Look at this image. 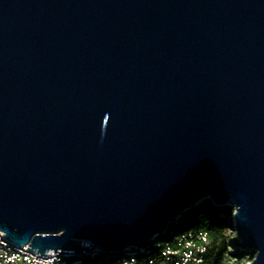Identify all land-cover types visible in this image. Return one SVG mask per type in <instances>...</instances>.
I'll list each match as a JSON object with an SVG mask.
<instances>
[{
    "label": "water",
    "instance_id": "obj_1",
    "mask_svg": "<svg viewBox=\"0 0 264 264\" xmlns=\"http://www.w3.org/2000/svg\"><path fill=\"white\" fill-rule=\"evenodd\" d=\"M206 199L264 264V0H0L9 241L145 248Z\"/></svg>",
    "mask_w": 264,
    "mask_h": 264
},
{
    "label": "built area",
    "instance_id": "obj_2",
    "mask_svg": "<svg viewBox=\"0 0 264 264\" xmlns=\"http://www.w3.org/2000/svg\"><path fill=\"white\" fill-rule=\"evenodd\" d=\"M164 243L162 239H157L145 248H130L124 252L109 251L122 255H113L108 264H213L206 259L211 239L205 231L188 229L176 232L165 246ZM150 245L160 247L159 255L139 258L138 255L145 254ZM29 248L33 249L29 244L20 245L9 241L5 232L0 230V264H84L81 257L90 254L68 250L74 251V255H64L52 250V256H42V253L37 254Z\"/></svg>",
    "mask_w": 264,
    "mask_h": 264
},
{
    "label": "trees",
    "instance_id": "obj_3",
    "mask_svg": "<svg viewBox=\"0 0 264 264\" xmlns=\"http://www.w3.org/2000/svg\"><path fill=\"white\" fill-rule=\"evenodd\" d=\"M212 202L210 199H206L201 202L199 205L192 207L187 212H185L178 221L169 224L166 232L159 234L155 240L162 239L165 243L171 240L172 234L176 232H183L188 229H198L205 231L209 234L211 243L206 254V259L208 262L215 264V258H219L221 256V250L226 245V237L224 235L223 227L226 224V218L228 214L233 210L232 207H228L225 211L218 210L217 208L212 207ZM195 211L197 217L194 222L188 221L187 214L191 211ZM212 210H214L212 212ZM233 213V212H232ZM182 223V224H179ZM179 224L178 226H175ZM154 240V241H155ZM164 243V246H165ZM161 244V243H160ZM160 247L157 246H149V249L146 250L145 254H139V258H152L156 257L160 253ZM248 250V249H247ZM104 254V259L99 261L96 264H108V261L113 258V255H122V254H114L110 252H102ZM242 255V253H239ZM244 254V253H243ZM96 254L92 255L86 254L81 257L84 264H92L93 259Z\"/></svg>",
    "mask_w": 264,
    "mask_h": 264
},
{
    "label": "rangeland",
    "instance_id": "obj_4",
    "mask_svg": "<svg viewBox=\"0 0 264 264\" xmlns=\"http://www.w3.org/2000/svg\"><path fill=\"white\" fill-rule=\"evenodd\" d=\"M224 206L232 207L233 210L230 214L227 215L226 218H224L226 219V224L223 227L224 235L226 237V245L220 252L221 256H219V258H215V264H253L254 260L257 257V252H252V250H247V248L238 247L240 245V234L239 229L237 227V207L230 201L226 202ZM212 207L215 208L214 206ZM213 211L214 210H212V212ZM187 217L188 221L194 222L197 215L193 210L187 214ZM179 224H176L175 226H178ZM239 253H242V255H240ZM103 259L104 254L102 252H99L95 255L92 264H96Z\"/></svg>",
    "mask_w": 264,
    "mask_h": 264
},
{
    "label": "clouds",
    "instance_id": "obj_5",
    "mask_svg": "<svg viewBox=\"0 0 264 264\" xmlns=\"http://www.w3.org/2000/svg\"><path fill=\"white\" fill-rule=\"evenodd\" d=\"M104 123H105V125L108 123V119L107 120H104ZM239 207V206H238Z\"/></svg>",
    "mask_w": 264,
    "mask_h": 264
}]
</instances>
